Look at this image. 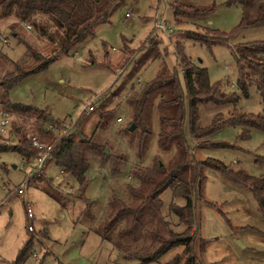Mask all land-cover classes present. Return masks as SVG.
Wrapping results in <instances>:
<instances>
[{"label":"rangeland","instance_id":"rangeland-1","mask_svg":"<svg viewBox=\"0 0 264 264\" xmlns=\"http://www.w3.org/2000/svg\"><path fill=\"white\" fill-rule=\"evenodd\" d=\"M190 1L192 6L212 10L204 16L177 21L172 0H121L109 21L96 25L92 35L45 70L25 77L8 91L7 98L12 102L47 110L50 119L46 125L57 124L51 130L56 138L63 135L79 141L92 134L104 138L115 151L123 153L126 165L116 176H111L106 167L92 166L80 198H74L80 191L79 184L66 173L60 175V168L52 160L47 161L45 177H33L26 185L24 199L34 212V231L28 232L20 186L28 168L22 167L17 152H0V264L17 262L28 239L32 243L21 264H164L183 251L184 247L177 245L146 263L125 259L93 228L105 213L111 191L124 195L126 184L132 182L129 177L132 165L151 167L157 158L167 163L175 155L174 148H159L160 123L154 104L146 117L149 135L144 150L139 149L141 129L131 132L129 126L134 123L128 126L127 97L139 92L162 68L178 76L184 92L186 141L190 146L195 143L189 131V105L176 44L193 65L206 69L210 84L238 97L239 112L264 117V106L255 86H249L248 95L244 96L236 84L237 65L232 51L234 46L264 41V25L240 28L242 9L232 0ZM156 15L164 28H156ZM24 27L26 41L48 54L49 45L35 39L31 29ZM216 32L226 39H217L220 34ZM23 53L24 46L0 22V79L14 70L13 62L20 60ZM87 104H92L94 110L83 111ZM105 105L109 106V119L106 126L99 128L97 123ZM232 108L231 104L197 106V125L212 128L207 140L214 144L198 147L197 158L213 159L254 177L263 176L264 163L256 159H264V131L241 123L220 124ZM118 117L121 121H117ZM11 118L18 124L24 121L15 114ZM61 123L69 127L66 133ZM33 126L32 119L24 124L29 134ZM202 175L203 201H196L193 212L195 253L206 264H264V235L259 234L260 230L264 233V221L252 193L212 168H202ZM47 181L62 202L48 194ZM84 199L90 202V219L84 216ZM161 200L163 215L175 225L178 217L170 212V205L182 206L184 199L166 189ZM182 229L180 226L176 231ZM33 252L38 256L36 260L31 256Z\"/></svg>","mask_w":264,"mask_h":264},{"label":"trees","instance_id":"trees-1","mask_svg":"<svg viewBox=\"0 0 264 264\" xmlns=\"http://www.w3.org/2000/svg\"><path fill=\"white\" fill-rule=\"evenodd\" d=\"M120 1L0 0V22L9 21L10 35L24 46L22 58L13 62L14 70L0 79V88L3 90L0 94L1 106L12 115L23 117L24 121L21 124L12 122L11 125V132L16 135L18 144L15 146L0 144V152L15 151L30 164L31 159L40 151L33 146V138L51 146L47 160L54 161L60 170L65 171L80 186V191L74 198H80L83 187L88 181V171L92 166L106 167L111 176H116L126 165L125 156L115 151L112 145L105 142L106 139L93 134L79 141L68 136L56 138L46 125L50 119L47 110L12 102L7 98V93L17 82L45 70L59 56L68 54L92 35L96 25L109 21L114 7ZM190 2V0H172L171 5L177 21L204 16L212 10L192 6ZM232 2L242 9L240 28L264 25V0H232ZM24 26L31 29L35 39L49 45L48 54L44 55L40 49L26 41L23 36ZM216 33L220 34L217 39H226L224 34ZM198 40L206 42L208 39ZM176 45L189 105V131L195 143L190 146L186 141L184 92L178 76L176 72L162 68L154 79L140 88L139 92L127 97L126 105L130 114L128 126L134 123L131 132L136 128L141 129L139 149L144 150L149 135V129H146V117L153 107L151 105L154 104L160 123L159 148L161 150L174 148L175 155L167 163L157 158L151 167L141 164L132 165L129 171L132 182L126 184L124 195L111 191L105 213L99 218L93 230L103 241L111 243L118 254L125 259L146 263L157 260L174 246L182 245L183 251L164 264H206L194 251L193 212L196 201H203L202 168L208 167L219 171L249 190L256 199L258 211L263 217L264 175L254 177L243 169L233 170L219 161L197 158L195 152L198 147L214 145L207 140L212 128L197 125V106L202 103L217 106L231 104L233 108L228 118L220 124L241 123L247 128L264 131V117L260 114L239 112L236 108L238 97L235 94L227 95L210 84L206 69L193 65L182 54L180 45ZM232 51L237 65L236 84L239 90L247 96L249 86H255L264 106V41L234 46ZM108 109L109 106L105 105L100 114L97 123L99 128L107 125L110 113ZM29 119L34 123L31 134L24 128V124ZM217 145L225 146L223 143ZM256 161L264 163V159H256ZM43 174L38 177H45ZM45 184L48 194L62 202L63 199L55 192L52 183L47 181ZM166 189H170L175 197H182L185 202L182 206L175 203L170 205V212L178 217V223L175 225L171 224L162 213L161 194ZM88 201L84 199L86 205L84 216L90 219L92 214L89 211ZM27 226L26 224V229ZM180 226L183 227L182 231H176ZM31 243L32 239H28L19 253L17 262L13 264L23 262ZM145 256H149V260H143Z\"/></svg>","mask_w":264,"mask_h":264},{"label":"built area","instance_id":"built-area-1","mask_svg":"<svg viewBox=\"0 0 264 264\" xmlns=\"http://www.w3.org/2000/svg\"><path fill=\"white\" fill-rule=\"evenodd\" d=\"M128 15L129 14H126V16ZM154 21H155L156 28H164L163 21L160 20L158 15L155 16ZM26 27L29 28L28 26ZM234 85L235 83H233L232 86ZM82 110L86 112L91 111V110H94V106L92 104H87L83 106ZM11 116L12 114L9 111L5 110L1 106V103H0V144H4L8 146H15L18 144V141L15 135L11 132V124H12ZM117 121H121V118H118ZM56 126L57 124L54 123L53 125H49L48 128L53 131L55 129L54 127ZM61 127L64 128L65 133L69 129V127H66L63 123H61ZM62 136L63 135H61L60 137ZM32 141H33V146L35 148H38L40 151L35 156V158L31 159L30 164L27 162V160H25L24 158H21V162L23 163L22 167L27 166L28 168V172L26 173L25 180L20 184V186L22 187V195H23L24 202H25V199H24L25 189H26L28 180L33 177L41 176V174L44 173L45 164L48 161L47 158L51 150V146L45 143H42L36 140L35 138H33ZM60 173L63 174L65 173V171L60 170ZM18 192L19 193L21 192L20 188ZM25 214H26V218L30 221V223L27 226V230L30 232H33L34 227L32 225V221L34 220V212H33L31 205L28 202H25ZM31 256L34 260L38 258L35 252H33Z\"/></svg>","mask_w":264,"mask_h":264},{"label":"crops","instance_id":"crops-1","mask_svg":"<svg viewBox=\"0 0 264 264\" xmlns=\"http://www.w3.org/2000/svg\"><path fill=\"white\" fill-rule=\"evenodd\" d=\"M4 25H5V26H8V25H9V21L4 22ZM24 28H25V27H24ZM26 29H27V28H26ZM26 29H24V31L29 33L30 31H29V30L27 31ZM5 43H7V40H6ZM48 162H49V161H48ZM48 162H47V163H48ZM50 162H54V161H50ZM47 163L45 164V168H46ZM48 167H49V165H48ZM48 167H47V168H48ZM60 175H64V173H63V174L60 173ZM258 212H259V211H258ZM259 214H260V213H259ZM260 218L264 221V217H263L261 214H260ZM259 232H260L259 234L264 235V233H263L261 230H260Z\"/></svg>","mask_w":264,"mask_h":264},{"label":"water","instance_id":"water-1","mask_svg":"<svg viewBox=\"0 0 264 264\" xmlns=\"http://www.w3.org/2000/svg\"><path fill=\"white\" fill-rule=\"evenodd\" d=\"M134 124H131L130 126H129V130H133L134 129ZM143 260H149V256H145V257H143L142 258Z\"/></svg>","mask_w":264,"mask_h":264}]
</instances>
